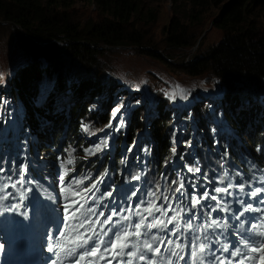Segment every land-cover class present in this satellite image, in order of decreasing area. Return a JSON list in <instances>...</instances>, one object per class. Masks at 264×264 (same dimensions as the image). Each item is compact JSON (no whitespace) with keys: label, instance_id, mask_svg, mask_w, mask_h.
Masks as SVG:
<instances>
[{"label":"trees","instance_id":"16d2710c","mask_svg":"<svg viewBox=\"0 0 264 264\" xmlns=\"http://www.w3.org/2000/svg\"><path fill=\"white\" fill-rule=\"evenodd\" d=\"M170 1L172 15L162 27L158 41L151 33L158 17L154 5L157 1L0 0V21L13 27L27 55L17 70L5 71L1 67L0 77L5 75L7 80L5 86L0 82V97H9L18 114L16 121L23 126L25 136L34 138L41 154H46L48 159L61 156L60 147L76 143L80 139V130L83 131L92 120L103 132H111V128H106L109 122L107 110L120 89H116V73L106 71L105 74L102 63L109 49L126 47L163 63L172 60L171 65H176L173 67L186 76L216 82L218 85L211 91L218 101L223 125L220 120L217 124L239 134L238 138L243 137V144L252 158L257 155L264 158V25L259 23L264 0ZM76 2L88 6L85 19H75L71 14ZM90 7L92 16L88 14ZM212 7L219 10L212 25L221 31L220 40L201 54L173 61V52L194 44L195 30L202 26L205 14ZM64 61L76 65L78 72L62 69ZM120 77L129 83V78ZM43 80H52V88L46 96V93L38 96V85ZM156 82L163 85V91H145L155 100L149 102L152 109L143 116L138 112L139 117L136 111L131 114V124L123 133L119 130L114 135V149L118 150L123 141L136 140L139 130H149L148 140L154 144L153 159L160 166L169 154L172 140L169 136L177 123L170 85L161 76ZM191 83L188 87L196 92V100L193 101L189 94L186 100L191 107L188 108L180 94L179 119L186 129V119L192 118L189 128L196 132L193 143L199 150L203 144L211 146L213 123L206 104L209 91L206 87H198L196 81ZM186 85L183 84L184 89ZM8 122L5 127L6 124L9 126ZM9 134L13 133L9 131ZM190 135L188 132L182 136L181 145L186 149L190 147L187 137ZM13 138L21 142L20 135ZM106 141L103 139L100 143ZM95 179L96 176L91 181ZM104 190L109 192L106 186Z\"/></svg>","mask_w":264,"mask_h":264},{"label":"rangeland","instance_id":"374dc122","mask_svg":"<svg viewBox=\"0 0 264 264\" xmlns=\"http://www.w3.org/2000/svg\"><path fill=\"white\" fill-rule=\"evenodd\" d=\"M157 1L156 8L158 9V17L157 22L153 26L151 33L154 36L155 40H161V29L166 25L168 22V19L172 15V9H171V1L170 0H153ZM87 9L88 6H86L82 2H76L72 6V10L70 11L71 14L74 16V18L78 19H85L84 14L87 15ZM91 7L89 8V15L92 16V13H90ZM217 8H211L204 16L203 18V24L201 27H197L195 30V40L194 44L187 49L183 50H177L172 53L174 56L172 59L173 61L177 62L181 60L182 58L185 59L186 57H190L193 54H201L203 53L208 47L216 44L220 38H221V31L214 27L212 25V21L214 17L218 13ZM259 23L264 25V9L260 12L259 17ZM20 36H18L15 33V30L11 25L1 22L0 21V69L1 67L5 71H12L14 68L19 66L20 61L25 59L27 57L26 51L24 49V46L22 43H20ZM201 38V39H200ZM202 40V41H201ZM105 57L103 59V65L105 66V74L106 71L114 72L116 73V89L119 88L120 90L114 95L115 102L112 104V106L107 110L108 111V124L106 128H111L112 130H115L118 132L119 130L122 131V133L126 130V127H128L129 124H131V114L136 111L137 117H139L138 112L143 116L145 113H149L152 109L151 104L149 102H154L155 100L146 94V92L154 93L157 91H163V85L157 84V80L159 76L163 77L166 82L170 85V87H173L175 91L180 92L181 97H183L184 104L190 108V104L188 103L189 94H192L193 101L196 100L195 96H197L196 92L192 90L190 87H188L189 84H193L191 82L196 81L198 82L199 86L202 88H207V91L209 93L207 94V100L206 104L208 105V110L210 111V121L213 123V126H211V132L213 134L214 139L217 138V134L222 135L223 134V143L219 144V147L222 149H229L228 141H226V135L231 134L230 131L227 130L226 126L219 127L220 125L217 124V122L220 120L221 125H223L222 119L219 118L220 113L218 111V101L213 97V92L211 91L212 88L217 86L218 84L214 81H210L209 79H200V78H192L189 76H186L181 71H178L176 65H171V62L165 61V63L160 62L156 58L152 56H146L145 54H141L136 49H130V48H123V47H116L113 49H109V51L105 52ZM106 63V64H105ZM108 63H110L108 65ZM70 70L71 72L75 73L78 72L77 66L73 64H67L66 61H64V65L62 69ZM67 68V69H66ZM103 71V72H104ZM123 76L125 78H129V83L124 82L123 79L120 76ZM7 77L3 75V77H0V82H2V85L5 86ZM187 84L186 88L184 89L183 84ZM193 86V85H190ZM52 88V80L48 82V80H43L38 85L37 95L40 96L41 93H48V91ZM123 89V90H122ZM122 90V91H121ZM198 90V89H197ZM146 91V92H145ZM173 98L175 96V92L171 89ZM45 95V96H46ZM180 97V101L182 98ZM97 103V102H96ZM148 104V105H147ZM146 106L145 109L143 107ZM93 106V105H91ZM90 106V107H91ZM10 107V108H9ZM134 107V108H133ZM142 110L139 111V109ZM169 109V107L167 106ZM104 109V108H103ZM103 109H97V110H103ZM89 110V108H87ZM118 110V111H117ZM180 112L179 106L176 104L175 106V112L174 116L177 117L178 113ZM187 115L189 116V111H187ZM115 113V116L113 115ZM150 116V114L147 115L146 119ZM130 117V118H129ZM16 118H18V114L15 112L14 108H12L11 101L9 97L2 96L0 97V175L2 173L1 169L3 166H6L9 170H15L18 174V178L14 180V184L17 180L19 182L25 181V178L28 175H31L32 172L36 171V168L40 167L41 171L46 172V176L42 177L39 181V183L49 184L52 189L51 191L54 192L56 195V200H53L52 195L46 193L43 195V201L54 205V210L59 214L60 220L62 223V226L64 228L66 227V224H70V219L72 216V213L75 211V207L77 202L79 201V196L73 197L68 202L60 201L58 195L59 191V183L58 180L56 181V173H54V170L47 169L45 165H41L39 160L41 159V153L38 151L39 145H35L34 138H31L30 136L24 135V128L23 126L16 121ZM190 117L186 119L188 122V127L184 129L182 120H175L177 123V127L174 126V132L173 134H170V138H172L173 146H172V152H170L169 160H164V165H167V169L169 167V164L173 165L174 168L180 169V171H183L185 168L180 164V160H183L182 155L178 152V148L180 146V138L182 136H185V134H188V132L191 133L190 136H187L188 139L195 138L196 132H191V128H189V124L191 122ZM9 121L8 124L5 122ZM3 122V123H2ZM180 122V128L178 127V124ZM11 123V124H10ZM13 123V124H12ZM194 129L197 130V127L194 123ZM9 131H11L13 134H9ZM149 131V130H147ZM147 131L145 130H139V138L134 141L133 144H128L126 141L121 146V152L122 153H128L131 151L134 147H137L138 143L141 142V145L143 146L146 143ZM249 132V131H248ZM113 134V132H112ZM20 135L21 142L15 140L13 137ZM109 135V131L103 132L101 128L97 125V122L92 120V123L88 124V126L82 131L80 136H82L83 140L87 143V145L90 147L89 149L81 150L74 155L77 156L83 163L87 161V159H99L101 157V154L96 153V144L99 143L102 139L107 137ZM24 138L27 140L26 143H24ZM219 139V140H221ZM114 140L112 138L109 139L107 142L108 149L106 151H110L109 148L111 147V142L113 143ZM138 141V142H137ZM214 140H212L213 142ZM217 142V141H215ZM16 143V144H15ZM21 144V146L19 145ZM140 146V145H139ZM138 146V148H139ZM194 145H190V151L192 153V159L195 161H198L200 164V167L203 165V163L208 168H213L212 165H209L207 163L221 162V157H223L224 152L218 151L215 148H212V151H203L198 150L193 147ZM24 150H23V148ZM66 149L71 148V144H67ZM27 149L28 153L25 155L24 151ZM173 149H175V152H173ZM205 150H210V146H205ZM63 152V147H60V152ZM231 152V150H229ZM92 153V154H90ZM218 160H215L217 159ZM220 158V159H219ZM24 167V170L27 169L29 174L25 177L24 170L21 171V169ZM52 167H56V163L52 165ZM216 168H224L223 166L216 164ZM123 171L131 176L136 177H142L143 178V189L146 190L147 193L152 195L154 201L158 197V191H159V181L161 178L157 176L154 171H151L149 173L144 172L143 170L139 171L133 170V164L131 161L124 162V165L122 166ZM48 170V171H47ZM197 178V177H196ZM33 184H31L32 186ZM34 187V186H33ZM264 187V181L258 185V189H262ZM60 192L67 191L68 190V183L64 184L62 188H60ZM12 192L18 193L20 191L19 187L15 184V187L11 188ZM164 188L161 189L160 194L164 192ZM29 191V188L27 189ZM179 195L182 194V188L174 189ZM59 192V193H60ZM162 201L161 204H165L166 201L164 199V195H161ZM56 202V203H55ZM76 202V203H73ZM60 205V206H59ZM66 205H70L69 209V217L70 219L66 222L64 220L65 212L64 207Z\"/></svg>","mask_w":264,"mask_h":264},{"label":"snow or ice","instance_id":"6c2138e0","mask_svg":"<svg viewBox=\"0 0 264 264\" xmlns=\"http://www.w3.org/2000/svg\"><path fill=\"white\" fill-rule=\"evenodd\" d=\"M118 111V110H117ZM113 115L115 116V113H113ZM86 127V126H85ZM107 142H105V146H106ZM95 151H99V145L96 147ZM173 152H175V149H173ZM92 154V153H90ZM70 162V161H69ZM63 179V177L61 178ZM216 191H221V189H216ZM259 191V190H258ZM213 199H215V197H213ZM76 203V202H73ZM70 205H66L64 207V212H65V216H64V220L67 222L70 217L68 215L69 213V209H70ZM81 207H83L81 205ZM151 208L147 209V211H149L151 213ZM76 211H79V209H77ZM89 211H91V209H89ZM100 215H103V213H100ZM72 219H78V217H76L75 213H72L71 216ZM125 219H129L128 217H125ZM112 221V217L109 216L104 220V224H109ZM172 221L170 220L169 223H171ZM85 223H88L89 228L92 232L91 235H89L87 232H80L79 229L80 228H84L85 227ZM160 223H163L162 221ZM142 223H137L135 225V229L136 231L133 232H129V231H124L121 233H115V239L111 240L110 244H106L104 245L103 249L101 250V244H104L103 239H100V243H96V237H98L100 234L95 232V229L92 227L91 221H87V222H81L79 224V227H77L76 225H72V224H66V227L68 229V236H65V232L63 230H61L60 235L61 236H65V239L68 240L70 243H73L81 248H85L87 247L88 250L81 252L78 259L75 261V264H81L82 261H84L87 257H92L91 260L88 261V264H94L96 258L98 257L100 260H106L107 264H112V260L116 259L118 256H123L125 255L124 253V249L129 247V243L128 241L132 238L133 235H135L136 237H139L141 235L140 229L142 227ZM156 225L150 224L148 225L149 228L155 227ZM189 227H191V225H189ZM72 232H76L77 235L72 238L71 237V233ZM105 235H107V233L105 232ZM258 235L260 236H264V233H259ZM52 237H50L51 239ZM155 239V238H153ZM171 241H169L170 243ZM252 244L255 243V241H250ZM161 243H164L163 240H161ZM245 247H248V244L244 245ZM59 247L61 251H64V247L63 245H49L48 251L49 252H53L54 248ZM144 247L146 249L151 250L152 246L150 244H145ZM179 247V245H178ZM75 248H71L68 249L69 254H73L75 253ZM101 251H103V253H107L111 256V259H108L107 256L102 255ZM155 253L158 254L160 252L159 248H156ZM225 251H228L227 249H225ZM251 251L253 253L256 252H264V244L261 245V247L257 248V247H251ZM201 252H203V248H201ZM175 255V253H173ZM234 257H240L243 256V259L239 260L238 264H245L246 260L252 261L255 260L256 258L254 256H248L246 253H242L240 251L239 248L236 249V251L234 253H231ZM56 255V259L52 260V264H57L58 260L60 259V253L57 252L55 253ZM126 255L132 257L135 256L136 254L132 251H128L126 253ZM192 256L195 259H199L200 257L197 256L196 253H192ZM141 260H144L145 257L144 256H140ZM180 259H184V257H180ZM217 259H219L217 257ZM261 264H264V256H262L261 258ZM128 264H131V261H128ZM220 264H224V261H220Z\"/></svg>","mask_w":264,"mask_h":264},{"label":"water","instance_id":"95a60500","mask_svg":"<svg viewBox=\"0 0 264 264\" xmlns=\"http://www.w3.org/2000/svg\"><path fill=\"white\" fill-rule=\"evenodd\" d=\"M232 1H233V0H230V1H228V3H229V2H232ZM228 3H227V4H228ZM227 4H226V5H227ZM226 5H224V6L222 7V9H223Z\"/></svg>","mask_w":264,"mask_h":264}]
</instances>
